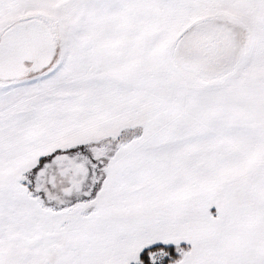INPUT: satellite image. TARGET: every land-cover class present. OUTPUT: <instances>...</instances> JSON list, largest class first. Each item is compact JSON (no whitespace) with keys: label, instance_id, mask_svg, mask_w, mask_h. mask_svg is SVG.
Returning <instances> with one entry per match:
<instances>
[{"label":"snow or ice","instance_id":"1","mask_svg":"<svg viewBox=\"0 0 264 264\" xmlns=\"http://www.w3.org/2000/svg\"><path fill=\"white\" fill-rule=\"evenodd\" d=\"M0 264H264V0H0Z\"/></svg>","mask_w":264,"mask_h":264}]
</instances>
